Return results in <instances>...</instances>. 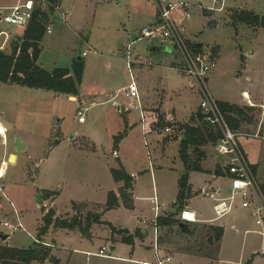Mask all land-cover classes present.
I'll return each instance as SVG.
<instances>
[{
	"label": "rangeland",
	"instance_id": "obj_1",
	"mask_svg": "<svg viewBox=\"0 0 264 264\" xmlns=\"http://www.w3.org/2000/svg\"><path fill=\"white\" fill-rule=\"evenodd\" d=\"M183 1L189 17L176 9L172 19L186 39L202 43L207 46L203 50H210L215 56L216 66L208 75V87L216 100L243 105L245 114L239 130L251 136L240 137L239 143L248 162L256 165L254 178L259 185L264 181V27L237 22L232 15L242 8L264 16V0H226L222 12L207 11L211 8L209 0ZM16 2L0 0V6L7 8ZM36 2V5L41 3ZM63 2L68 19L63 21L50 11L48 25L52 30L42 42L38 64L47 70L70 68L81 56L85 68L78 101L44 89L0 83V124L7 130L5 137L0 135V162L10 153L17 155L15 163L9 161L0 178V223L17 222V213L24 225L23 230L16 233L7 232L9 238L6 242L0 240V246L21 249L33 246L43 225V215L53 210L56 216L68 220L78 216L84 221L90 214L91 228L86 235L79 230L51 227L41 238L44 245H51L50 257L43 264H56L51 257L61 264L157 263L155 236L170 257L165 264H264V214L258 213L253 205L243 208V200L237 196L231 212L218 218L213 209L214 200L205 195L206 187L212 193L221 191L220 197L228 199L232 192L230 179L214 177L216 166L225 164V159L216 153L214 143L203 146L206 157L201 163L206 169L189 172L190 194L185 204L187 210L198 213L196 219L213 223L225 231L219 258L212 261L196 257L198 242L205 254L213 251V247H207L208 235L201 223L185 222L190 231L181 230L177 224L156 226L158 233L154 236L155 219L174 214L180 219L183 211L178 210L176 204L179 180L186 172L177 143L179 138H184L182 126L206 125L215 132L203 117H198L201 100L196 88L190 85V79L171 68L175 66V55L167 52L165 44L160 45L157 38L136 41L141 37V27L155 26L151 24L156 18L155 0ZM144 10H147L145 20L135 27L136 13ZM7 12L1 11L2 15ZM0 30L15 39L23 35L22 28L3 22H0ZM130 30L133 35L129 39ZM133 41H136L132 45L133 60L157 64V58L149 53L153 45L161 47L164 55L167 53L161 59L164 68L143 66L149 70L146 80L151 94H157L158 99L161 89H166L164 94L169 99L167 114L159 108L147 110L149 134L143 132L140 110L129 109V99L122 98L125 91L116 101L99 104L105 100L106 89L114 95L130 84L133 74H138L135 67L129 74L123 51ZM83 52L86 56L81 55ZM94 89H97L96 96L88 95ZM244 92L257 107L245 106L248 101ZM82 94H86L85 97ZM78 111L83 112V123L78 121ZM170 114L181 121L167 120ZM125 117L133 124V129H124ZM166 126L172 131L165 132ZM130 129L131 136L118 139L116 146L120 153H116V137H124ZM257 133L259 137L254 136ZM170 137L173 142L166 144ZM19 141L24 145L21 150H18ZM117 154L136 176L127 204L120 198V188L111 175L110 167H121ZM110 192L119 198V206L108 209ZM155 196L160 206L157 212L151 201ZM197 229V235L193 234ZM138 231L141 234H137ZM124 235L132 236L133 244L124 242ZM113 246L117 248L111 251ZM102 247L108 249L112 258L97 255Z\"/></svg>",
	"mask_w": 264,
	"mask_h": 264
},
{
	"label": "trees",
	"instance_id": "obj_2",
	"mask_svg": "<svg viewBox=\"0 0 264 264\" xmlns=\"http://www.w3.org/2000/svg\"><path fill=\"white\" fill-rule=\"evenodd\" d=\"M51 6L59 4V0H46ZM51 6L48 11H41L36 9L31 21L25 29L21 38H16L11 42L10 53L0 50V83L15 84L35 89H44L51 91L55 94H63L67 96H77L79 87L82 83L84 72V59L74 60L70 68H55L49 72L40 67L37 62L40 59L42 51L41 42L46 35L47 26L50 22V11L53 12ZM232 19L245 23L247 25H253L264 27V16L255 14V12L248 11H234ZM191 49L197 53L203 50V46L197 43H190ZM222 112L225 115L232 130L237 131L243 121L244 111L238 105L219 103ZM198 117L202 119V115L199 112ZM194 119V118H193ZM191 121H194V120ZM183 139L179 146V155L183 161L185 167V175L179 180V192L177 195V208L182 210L187 198L189 197L190 190L188 188V175L192 171H204L201 165V161L205 156L203 146L208 143L216 144L220 139L219 134L214 132L211 128L204 125H184L182 126ZM126 135V133H124ZM123 135V136H124ZM122 136L116 137L115 147H117L118 139ZM253 174L256 173V165H251ZM111 174L116 182H121L123 185L120 187V198L127 204V198L129 192L133 187V177L129 175L121 166L118 169H112ZM215 176L227 177L233 179L239 176L238 169L233 166H223L218 164L214 170ZM262 195H264V181L259 184ZM118 197L114 192L108 194L107 208L111 209L119 206ZM181 220L176 218V214L168 217H158L156 224L159 227H169L171 225H179ZM91 218L90 214L86 216L82 221L78 216L71 219H63L55 215L53 210H47L43 215V225L39 229L37 242H34L33 246L26 249L0 246V264H33L38 262L43 264L50 257V247L43 244L41 238L46 235L51 227L55 229H67L70 231L79 230L81 233L88 235ZM202 229L207 233L206 241L207 247H213L212 254H205L200 242L196 248V254L210 257L214 259L217 257L220 249V242L223 236V228L215 225L200 224ZM199 224L197 226H200ZM181 229V228H180ZM185 231H190L185 224ZM198 230H193L192 233L197 235ZM125 233H127L125 231ZM122 240L129 244H133L134 240L132 236H123ZM51 261L56 264L59 260L51 257Z\"/></svg>",
	"mask_w": 264,
	"mask_h": 264
},
{
	"label": "built area",
	"instance_id": "obj_3",
	"mask_svg": "<svg viewBox=\"0 0 264 264\" xmlns=\"http://www.w3.org/2000/svg\"><path fill=\"white\" fill-rule=\"evenodd\" d=\"M211 8H208L209 12H222L226 8V0H209ZM40 4L36 5V0H17V2L7 8L0 6V22L7 25L20 27L26 29L29 22L31 21L33 14L36 9L41 11H47L51 6L46 0H40ZM157 8V22L155 26L144 27L141 31L140 39L152 40L158 38L162 44H165V48L175 55V66L172 67L177 73L186 76L190 79V85L196 88L200 96L199 110L206 122L210 126L215 128V132L219 134V138L216 142V153L225 159L223 166H233L238 169L239 176L232 181V192L230 198L220 197L221 191L213 192L210 189L205 190V195L214 200L213 209L218 218L229 214L232 210V203L235 197L239 196L242 198L243 208H249L255 206L258 213L264 214V195H262L259 185H256L254 174L250 167V164L245 157L244 152L241 149L239 138L242 136H251L249 134L234 131L231 129L227 119L225 118L219 102L216 100L214 95L210 92L208 87V75L210 71L215 69L216 61L215 56L210 50H202L200 53H195L191 47L190 42L182 35L180 30L176 27V23L172 19V12L176 9L181 10L186 17H189V12L186 7L187 4L183 0H155ZM53 13L59 15L63 21H67L68 12L62 9L60 4L51 6ZM5 9L8 12L2 15L1 11ZM51 25L47 26L46 34L51 33ZM5 34V33H3ZM133 41L130 43L124 52V57L128 64L129 69L134 62L131 58L132 45L136 43ZM82 56H86V52L81 53ZM126 93L129 99V109H139L141 112V125L143 132L149 134L146 130V115L139 103V90L134 79L127 86ZM250 104V102H248ZM78 121L83 123L85 121L82 111L77 113ZM165 132L172 131L170 126H166ZM255 137H259V134H255ZM219 196V197H218ZM155 207L154 210L158 211V205L156 198L152 199ZM258 202V203H257ZM257 203V205H256ZM17 222H1L0 232L7 234V232L16 233L19 230H23V226L20 222L18 214L15 213ZM180 219L187 223H194L197 221L195 212L184 209L181 212ZM4 231H2L3 229ZM8 235V234H7ZM9 236V235H8ZM98 256L112 258L108 254V249L102 247L97 253ZM170 261V257H164L156 264H165Z\"/></svg>",
	"mask_w": 264,
	"mask_h": 264
},
{
	"label": "crops",
	"instance_id": "obj_4",
	"mask_svg": "<svg viewBox=\"0 0 264 264\" xmlns=\"http://www.w3.org/2000/svg\"><path fill=\"white\" fill-rule=\"evenodd\" d=\"M64 0H59V4H60V6H61V8L62 9H66V7L64 6L65 4H64V2H63ZM140 1H142V0H140ZM232 8H236V7H232ZM237 8H239V7H237ZM236 8V9H237ZM242 11H243V9L242 8H240ZM147 10H144L143 12H139L138 11V13H136V15L135 16H137V19H136V22L134 23V26L135 27H137L138 25L136 24V23H138V22H143L144 20H145V15L147 14V12H146ZM245 11V10H244ZM157 10H156V18H155V22H153V23H151V24H156V22H157ZM142 28H144V26L143 27H141L140 29H142ZM24 29H23V33H24ZM3 33H5V34H3ZM127 35H128V38L130 39L131 37L130 36H132L133 35V33L131 32V30L130 31H128V33H127ZM22 37V36H21ZM21 37H18V38H21ZM47 37V34H46V36H44V40H45V38ZM0 40H2V44H1V46H0V50H3V51H5V52H8V53H10V51H11V47L9 46L10 44H11V42L12 41H14L15 40V42H16V39L15 38H13L10 34H8V32L7 31H4V30H0ZM187 40L190 42V43H197V44H201L202 46H203V48H206L207 46H205V45H203L202 43H199V42H195V41H192V40H190V39H188L187 38ZM138 41H140V40H138ZM157 41H159L158 40V38H157ZM42 42H43V40H42ZM42 42H41V47L43 46L42 45ZM160 43H161V41H160ZM130 44V43H129ZM128 44V45H129ZM160 45H163L162 43L160 44ZM160 48L161 47H159V46H156V45H153L152 46V48H150V51H149V53H150V56L151 57H155V58H157V64H155V63H153L152 61L151 62H149V63H143V62H141L140 60H133L134 62L132 63V65H131V69H129V71H130V73L129 74H131V70H134V67H135V70L136 71H138V74L137 75H132L133 76V78L134 79H136L135 80V82H136V84H137V86H138V90H139V94H140V96H139V103H140V106H141V108L143 109V111H144V113H145V115L146 114H148L149 113V111H147V110H155V109H158L159 108V110L160 111H162V109H163V111L166 113V111L168 110V107H167V105H168V101H169V99L165 96V92H167V90L166 89H161V91H162V93L160 94V98H156V95H152L151 94V92L149 91V88H148V83H147V80H146V75H147V73L149 72V70H145L144 68H143V66H145V65H147V68H148V66L149 67H152L153 65V67H159V68H164V66L162 65V58L165 56L166 57V55H167V53L164 55L161 51H160ZM126 49V48H125ZM125 49L123 50L124 52H125ZM166 51L168 52V50L166 49ZM41 53H42V51H41ZM40 56H41V54H40ZM138 57V56H137ZM40 58V57H39ZM166 60H167V58H166ZM38 61H39V59H38ZM175 61V60H174ZM173 61V62H174ZM175 63V62H174ZM37 64H38V62H37ZM127 64V63H126ZM39 65V64H38ZM72 65V64H71ZM40 67H42L41 65H39ZM152 67V68H153ZM65 68H69V67H65ZM166 68V67H165ZM172 68V67H171ZM55 69V68H54ZM53 69V70H54ZM45 70H47V69H45ZM53 70H47V71H49V72H51V71H53ZM148 71V72H147ZM180 76H183V75H180ZM132 78V79H133ZM129 84V83H128ZM127 86L128 85H126V86H124V87H122L121 89H118L117 90V92H116V94H114V95H111V93L110 92H108L107 91V89L104 91V99L105 100H102V101H100V103L99 104H103V105H107V104H109L111 101H116V99L117 98H120V96H121V93H123L124 91H125V93H126V89H127ZM91 92V91H90ZM93 92H95V93H93ZM96 92H97V89H94V91H92V94H94V95H92V94H88V95H90V96H96ZM100 93V92H99ZM168 94V93H167ZM166 94V95H167ZM244 94L246 95V101H248V102H250V104H248L247 102H246V104H245V106H249V107H257L256 106V104L255 103H253L252 102V100H251V98L249 97L248 98V96H247V93L246 92H244ZM60 95H62V94H60ZM86 95V94H85ZM85 95L84 94H82L81 96L82 97H85ZM118 95H120V96H118ZM78 97H80V96H70V98H71V100H74V101H78ZM122 98H124L125 100L126 99H130V98H128V96H127V93L125 94V95H123L122 94ZM245 99V98H244ZM221 102V101H220ZM222 102H225V101H222ZM226 103H229V104H234V105H238L240 108H242V104L240 105V104H237V103H234V102H232V103H230V102H226ZM117 105H119V103H117ZM92 106H94V103L92 104ZM164 107V108H163ZM243 109V111L245 112V110H244V108H242ZM247 109H251V108H247ZM105 111H107V109L105 110ZM162 111V112H163ZM152 112V111H151ZM150 112V113H151ZM167 114V113H166ZM165 114V115H166ZM167 117V120H174V119H176V120H178V121H181V119H178L177 117H175V115H168V116H166ZM126 118V117H125ZM161 119L162 120H164V115L162 114V116H161ZM2 125V124H1ZM241 125V124H240ZM3 126V125H2ZM133 126V124L132 123H130V121H129V119L127 120V118H126V123H125V127H124V129H126L127 127H129V128H131ZM3 128L6 130V128L3 126ZM134 127H132L131 129H133ZM123 129V130H124ZM130 129V131L128 130L127 131V134L126 135H124V137H122V138H125L126 136L127 137H129V136H131V130ZM122 130V131H123ZM127 130V129H126ZM7 131V130H6ZM238 131H240L239 129H238ZM241 132V131H240ZM148 134V133H147ZM0 135H2V133H0ZM3 137H5L6 136V132H5V134L4 135H2ZM72 137H74V138H76V135H73ZM114 137V136H113ZM183 139V138H182ZM182 139H180L179 138V140H177V143L178 144H180V142L182 141ZM166 141V140H165ZM164 141V142H165ZM171 142H173L172 140H171V137H170V140H168V141H166V144L167 143H171ZM166 144H164V146L166 145ZM241 145V144H240ZM242 147V146H241ZM115 149L116 150H114L116 153H120V148L117 146V147H115ZM242 149H243V147H242ZM113 151V152H114ZM243 151H244V149H243ZM245 153V152H244ZM118 154H117V160L120 162V166H122L123 168H124V170L129 174V175H131L133 178H136V176H133V174L135 173V172H132V171H129L128 170V166L125 164V166H124V163L122 162V159L120 158V156L118 157ZM11 155H14L15 156V158H17V155L16 154H12V153H10V154H8V156H7V158H6V160L3 158L2 160H1V162H0V171H3V176H4V174H5V171L7 170L6 168L8 167L7 165H8V163H9V161H10V156ZM245 157H247V155L245 154ZM246 159H248V157L246 158ZM248 161V160H247ZM249 163V162H248ZM13 164V163H12ZM250 164V163H249ZM253 164V163H252ZM251 164V165H252ZM201 165H202V168H203V170H205L206 168L203 166V164L201 163ZM254 165V164H253ZM111 168V170L112 169H118V168H115V167H110ZM112 175V174H111ZM2 176V177H3ZM1 177V178H2ZM214 177L215 178H227V177H222V176H220V177H218V176H215L214 175ZM136 182V180H134L133 179V184ZM114 183H116V182H114ZM118 183V186H119V188L123 185V183H121V182H117ZM209 189V187H206L205 188V190L206 189ZM115 191V190H114ZM117 192V191H116ZM133 195H134V193H133ZM133 197V196H132ZM154 198H156V200H157V205H158V211L160 210V206H159V200H158V198H157V196H155ZM152 201V200H151ZM1 205H0V213H1ZM186 208H188V206H187V204H185L184 205V207H183V210L184 209H186ZM156 211V210H155ZM195 216H196V218H198V213H195ZM176 218H178V216H176ZM182 221V220H181ZM184 222V221H183ZM208 221H199L198 219H197V221L196 222H194V223H201V224H208V225H213V223H207ZM185 223V222H184ZM194 223H192V224H194ZM157 226V224H156V219H155V227ZM216 226V225H215ZM158 227V226H157ZM156 227V229H155V233H154V236L156 235V233H158V228ZM159 228H163V227H159ZM64 230H66L67 231V229H64ZM70 231V230H69ZM224 231V230H223ZM225 232V231H224ZM224 232H223V234H224ZM140 233V231H138V233L137 234H139ZM141 234V233H140ZM141 237H142V235H141ZM155 255H156V259L157 260H160V259H162V258H164V257H169L168 256V254H165V252H164V249L165 248H163L162 247V245H163V243H161L160 242V240L157 238V236H155ZM222 240H223V236H222V239H221V242H220V251H221V247H222ZM45 244V243H44ZM49 247H51V245H49ZM112 248H114V250L117 248L116 246H113ZM220 251H219V253H218V255H217V257H216V259H218L219 258V255H220ZM88 253H90V252H88ZM184 256H190V255H187V254H183ZM162 256V258H160ZM196 257H200V258H204V259H207V260H212V261H214L215 259H211L210 257H207V256H203V255H200V254H196ZM211 261V262H212ZM34 264V263H33ZM142 264H156V263H152V262H148V261H144Z\"/></svg>",
	"mask_w": 264,
	"mask_h": 264
},
{
	"label": "water",
	"instance_id": "obj_5",
	"mask_svg": "<svg viewBox=\"0 0 264 264\" xmlns=\"http://www.w3.org/2000/svg\"><path fill=\"white\" fill-rule=\"evenodd\" d=\"M77 59L80 61V60H82V57L79 56ZM22 146H24V145L19 141L18 150H21ZM13 157H14V155H11V156H10V161H11V159H12ZM206 190H208V188H207ZM38 201H39L40 204L43 203V200L40 199V195H39V194H38ZM179 227H180L181 229H185V224H184L183 221L180 222ZM8 238H9V236H8L7 234H2V233L0 232V240H1V241H5V242H6V240H7ZM113 250H114V248H111V251H113Z\"/></svg>",
	"mask_w": 264,
	"mask_h": 264
},
{
	"label": "bare ground",
	"instance_id": "obj_6",
	"mask_svg": "<svg viewBox=\"0 0 264 264\" xmlns=\"http://www.w3.org/2000/svg\"><path fill=\"white\" fill-rule=\"evenodd\" d=\"M5 132H7L4 128H3V126L0 124V133H2V135H4L5 134ZM15 161H16V158H15V156L11 159V162L14 164L15 163ZM3 176V171H0V178Z\"/></svg>",
	"mask_w": 264,
	"mask_h": 264
}]
</instances>
